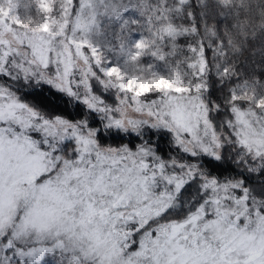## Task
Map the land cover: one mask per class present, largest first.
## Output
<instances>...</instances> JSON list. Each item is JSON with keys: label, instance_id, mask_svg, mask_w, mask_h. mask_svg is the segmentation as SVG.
<instances>
[{"label": "snow or ice", "instance_id": "6c2138e0", "mask_svg": "<svg viewBox=\"0 0 264 264\" xmlns=\"http://www.w3.org/2000/svg\"><path fill=\"white\" fill-rule=\"evenodd\" d=\"M0 264H264V0H0Z\"/></svg>", "mask_w": 264, "mask_h": 264}, {"label": "trees", "instance_id": "16d2710c", "mask_svg": "<svg viewBox=\"0 0 264 264\" xmlns=\"http://www.w3.org/2000/svg\"><path fill=\"white\" fill-rule=\"evenodd\" d=\"M254 2H255V0H254Z\"/></svg>", "mask_w": 264, "mask_h": 264}]
</instances>
